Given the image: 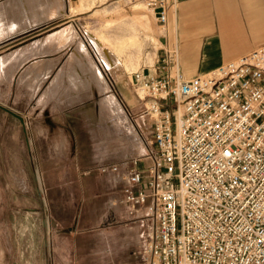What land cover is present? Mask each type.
Returning <instances> with one entry per match:
<instances>
[{"label": "built area", "instance_id": "1", "mask_svg": "<svg viewBox=\"0 0 264 264\" xmlns=\"http://www.w3.org/2000/svg\"><path fill=\"white\" fill-rule=\"evenodd\" d=\"M135 1L165 26L167 0ZM132 79L152 148L99 170L120 174L128 216L147 223L141 264H264V45L188 79Z\"/></svg>", "mask_w": 264, "mask_h": 264}, {"label": "rangeland", "instance_id": "2", "mask_svg": "<svg viewBox=\"0 0 264 264\" xmlns=\"http://www.w3.org/2000/svg\"><path fill=\"white\" fill-rule=\"evenodd\" d=\"M20 2L27 8H22ZM19 19L24 21L21 28ZM68 27L77 40L84 41L86 65L102 71L107 81L93 85L89 99L85 96L89 101L77 107L90 104L93 114L101 109L107 121H93L91 127L84 129L91 130L93 136L96 126L102 133L111 132L107 138L101 136L102 146L109 145L108 160H114L121 148L126 152L136 143L141 149L139 156L144 155L152 133L145 136L142 131L145 124L140 130L137 128L136 120L141 115L128 107L125 100L128 98L133 105L132 98L147 102L148 97L142 89L133 85L131 88L127 82L131 81L132 73L148 65L153 67L159 59L162 27L152 12L135 0H0V58L5 59L22 42L32 43L42 32L69 35ZM14 29L17 30L9 32ZM156 73L160 75L158 69ZM21 89L15 84L11 86L8 77L0 73V106L21 117L29 113L30 117L22 126L17 118L0 108V264H57L58 253L63 254V250H57L58 229L64 228L59 222L70 218L74 232L76 227L75 203L72 200L70 208L67 201L69 196L74 198L76 189L57 185V178L77 156L84 163L90 162L98 146L94 137L79 138L83 142L78 147L80 153H75V146L73 153H54L51 139L39 135L45 129L53 133L59 125L51 120H37L38 108L28 105L26 90ZM64 125L69 140L75 142L80 125L74 121H66ZM135 157L136 153L128 160ZM122 218L134 222L127 212ZM78 241L81 244V239L73 244ZM102 248L85 252L77 246L70 252L71 264H110L106 262L110 246Z\"/></svg>", "mask_w": 264, "mask_h": 264}, {"label": "crops", "instance_id": "3", "mask_svg": "<svg viewBox=\"0 0 264 264\" xmlns=\"http://www.w3.org/2000/svg\"><path fill=\"white\" fill-rule=\"evenodd\" d=\"M167 2V23L160 26L163 33H160L159 59L155 60L153 67L151 65L143 67L144 70L152 72L153 68V72H156L158 69L160 75L174 74L178 71L184 79H188L209 72L224 62L264 45V0H167ZM22 3L20 2V5ZM21 6L27 8L25 4ZM151 12L156 18L155 13ZM18 21L21 28L24 21L20 19ZM67 30L71 34L42 32L36 35L38 38L32 43L22 42L18 47H14L5 59L0 58V73L8 77L11 86L15 84V87L26 90V96L30 100L28 105L38 108L37 120H51L59 125L57 131L50 133L45 129L39 135L51 139L54 153H73L72 146L77 148L75 153H80L78 147L83 142H80L79 138L94 137L98 146L88 163L82 162L78 156L72 162L67 160V166L57 178V185L76 189L74 198L69 196L67 201L70 208L72 200L74 201L76 209L74 224L81 227L78 231L75 227L74 232L70 218L59 222L64 228L58 229L57 250H63V254L58 253L57 264H71L70 252L76 250L77 246L85 252L87 250L97 252L104 249L102 245L110 246L111 252L106 253L109 258L106 262L110 264H141L142 259L138 252L147 241V223L144 219L133 222L122 218L129 210V206L124 202L125 183L120 179V174L112 171L102 173L99 170L101 167L114 165L118 166L119 173H125L124 165L129 164L128 159L135 153L139 156L141 149L138 143L126 152L120 147L122 151L119 155L114 160H108L106 155L109 152V145L102 146L101 136L107 138L111 132L108 133L105 129L106 132L102 133L101 128L96 126V133L93 136L91 130L87 132L84 129L86 126L91 127L93 121H107L101 109L93 114L90 104L77 108L89 101L87 99L93 85L107 81L102 71L86 65L84 41L81 38L77 40L69 27ZM69 53L70 57L67 56ZM6 71H9V74ZM127 84L134 87L133 79L131 78ZM128 100V98L125 100L127 106L134 112L139 111L141 115L136 120L139 121L136 123L137 128L140 130L141 125L145 124L142 125L145 136L149 132L152 133L153 120L146 114L147 102H144V99L132 98L131 105ZM161 105L170 109L173 106L172 100L169 99ZM120 110L123 111L122 108ZM22 118L27 122L30 119L29 113L22 114ZM66 121H74L80 125L75 142L69 140L67 136L64 125ZM119 140L121 144L124 143L122 138ZM151 142L149 147L145 146L147 150L152 148ZM143 212L142 210V214ZM77 239H81V244L80 241L77 242L79 245L73 244Z\"/></svg>", "mask_w": 264, "mask_h": 264}, {"label": "water", "instance_id": "4", "mask_svg": "<svg viewBox=\"0 0 264 264\" xmlns=\"http://www.w3.org/2000/svg\"><path fill=\"white\" fill-rule=\"evenodd\" d=\"M0 108L3 109L6 113L10 114L11 116L17 118L22 126L24 125L23 118L20 115L14 113L13 111H11V110H9L7 108H3L1 106H0Z\"/></svg>", "mask_w": 264, "mask_h": 264}, {"label": "bare ground", "instance_id": "5", "mask_svg": "<svg viewBox=\"0 0 264 264\" xmlns=\"http://www.w3.org/2000/svg\"><path fill=\"white\" fill-rule=\"evenodd\" d=\"M62 9H59V11L61 12ZM82 63V62H81ZM83 73V72H82ZM88 88V87H87Z\"/></svg>", "mask_w": 264, "mask_h": 264}]
</instances>
